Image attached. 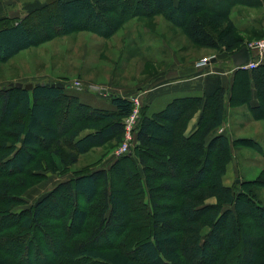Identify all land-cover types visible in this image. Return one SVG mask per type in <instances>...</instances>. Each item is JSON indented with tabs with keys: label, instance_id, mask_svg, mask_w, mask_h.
<instances>
[{
	"label": "trees",
	"instance_id": "1",
	"mask_svg": "<svg viewBox=\"0 0 264 264\" xmlns=\"http://www.w3.org/2000/svg\"><path fill=\"white\" fill-rule=\"evenodd\" d=\"M53 3L61 27L57 34L91 24L106 27L93 30L108 37L133 17L161 14L182 29L197 47L230 57L250 43L238 39L226 14L208 9L206 0H180L177 5L173 0H97L95 3L54 0ZM45 7L35 10L38 13L34 17L40 19ZM38 40L22 21L3 25L0 63L35 46ZM251 57L255 59L252 53ZM233 74L248 73L236 70ZM250 76L264 99V66L251 69ZM203 84L204 103L192 134L185 136L184 131L202 105L200 97L174 99L161 112L149 116L146 107H142L133 129L137 151L132 146L128 153L111 160L107 168L90 171L84 167L21 211L23 230L18 236L11 239L0 236V264H19L16 258L14 262L9 258L5 246L17 243L26 233L42 231L41 244L46 245L48 252L53 241L60 243L61 228L65 230L68 226L77 237L86 224L91 234L86 242L77 237L67 252L52 250L60 254L56 264L75 260L91 264H264V200L255 193V188L264 189V169L255 180L240 183L237 192L223 185L222 177L231 156L230 143L224 135L208 137L223 121L224 92L218 75H206ZM62 101L64 105L67 103L62 114L72 118L67 131H60L55 123ZM111 104L115 111L102 113L76 104L75 98L66 99L64 89L42 85L29 91L9 86L0 89V197L11 198L0 205L3 221L15 217L14 224H18L20 217L11 212V207L21 203L18 197L27 188L44 178L40 171L66 173L91 148H102L110 142L120 145L124 120L131 113L133 103L114 97ZM87 114L99 122L77 127L78 119ZM86 129L94 132L76 140ZM163 168L174 172L173 175L163 172ZM130 181L133 188H123ZM144 196L149 207L143 201L145 213H139L140 223L129 224L133 205ZM208 198H215L216 203L206 205ZM223 205L231 208L223 209ZM44 212L50 216L47 224L42 223L46 221ZM146 218L149 227H143ZM238 218H246L249 224H239ZM45 227L48 233L44 234ZM122 227L126 229L125 236L118 235ZM111 236L115 238L110 239ZM110 242L111 245H105Z\"/></svg>",
	"mask_w": 264,
	"mask_h": 264
},
{
	"label": "crops",
	"instance_id": "2",
	"mask_svg": "<svg viewBox=\"0 0 264 264\" xmlns=\"http://www.w3.org/2000/svg\"><path fill=\"white\" fill-rule=\"evenodd\" d=\"M6 1L3 0V5H7ZM44 1L33 0V5L35 7V5L39 4L40 6L36 7L37 9H41L45 5L43 4L45 3ZM90 1L95 3L97 0ZM179 1L173 0V3L177 5ZM215 4L217 6H214ZM206 5L210 10L226 14V19L230 20L233 24L238 39L243 42L256 40L264 36V0H206ZM6 10L3 8V15H5ZM170 27L172 28V33H169L168 29ZM110 37L113 40H111L112 45L109 46L105 45L104 41L100 40L97 36L94 45L96 49L95 64H98L101 60L103 62L109 60L115 66L112 72V80L109 82L111 85L115 82L113 80L115 78L117 79L116 75L118 73L116 69L127 71L130 68L129 66L135 61L139 63V69L144 71L148 69V73L142 80L130 79L127 81L131 85L128 90H138L142 86L146 88L144 89L145 102H143V105L147 109L148 116L161 112L174 99L186 96H197L201 98L202 105L188 121L184 131L185 136H189L196 130L204 103L203 82L205 76L208 74L220 76L224 92L223 121L219 127L210 133L208 139L215 135L226 136L230 143L231 154L227 165H235L239 166V168L244 166L246 174L254 173L255 177H258L264 169V99L261 93H258L254 88L250 70H243L247 71L248 74L234 76L233 73L236 70L233 68L229 56H225L222 53L219 54L212 49L195 47V45L187 40L182 29L173 26L161 14L133 17L122 24ZM119 40H122L120 44L117 43ZM33 47L21 51L13 58L4 62L3 65L11 69L9 63L15 62L22 67L24 62L21 61L22 64H19L20 61L17 60L18 55ZM84 51L86 53L89 51L87 44L85 45ZM249 55L251 58V53ZM207 57L211 58L208 64L204 66L195 65L201 59ZM212 59L215 61L212 62ZM258 65L264 66V54ZM96 67L98 68V66ZM99 69L103 68L99 67L97 73L101 72ZM153 69L155 72H153ZM49 78L52 80L44 82H64L61 77ZM7 82H21L24 84L35 83L37 81L19 77L8 80ZM101 90L105 89L98 90V98L92 99L90 103H81L89 108H92L94 105L103 107L105 103H109L111 112H114L115 108L111 104V99L114 97H108L109 99L106 102L103 98L105 95L100 93ZM129 96L132 97L133 95ZM124 99L130 101L129 97ZM93 132L90 129L83 130L79 133L76 140ZM17 147H20V143L17 144ZM117 148L112 152L113 158L112 156H108L103 158L99 163H90L86 167H89L90 171H96L102 168L100 167L101 164L110 162L111 158L112 160L117 159L118 156L115 155ZM82 156L77 159L74 165L69 166V171L66 173H58L57 171L51 170L40 171L45 178L44 181L49 180V177L54 175L60 177V179L62 178L41 196L47 195L57 185L69 181L77 171L83 169L85 166L79 169L74 168ZM134 161L138 164L137 158H134ZM227 171L228 168H226L222 181L223 185L228 188H235L234 186H238L240 183L251 181L255 178L245 179L243 177L244 179H241V177H235L233 178L232 184H227L225 181L228 178ZM241 174L244 176L243 172ZM259 199L264 200L263 198ZM215 203V198H208L205 201L206 205H214ZM30 205L27 207L29 208ZM228 208L231 207L229 205H223V209ZM23 210H25V207L20 209V211L11 210V212L15 213Z\"/></svg>",
	"mask_w": 264,
	"mask_h": 264
},
{
	"label": "rangeland",
	"instance_id": "3",
	"mask_svg": "<svg viewBox=\"0 0 264 264\" xmlns=\"http://www.w3.org/2000/svg\"><path fill=\"white\" fill-rule=\"evenodd\" d=\"M53 1L54 0L44 1L45 3L43 4L45 5L43 6V8L46 6L45 7L46 9L41 13L42 17L40 19L39 18L37 19L34 16H36L35 14H37L38 12L35 13L34 11L38 10L36 6H40V5L37 4L34 7L33 0H7L6 1L7 5H3V0H0V27H3V25L8 26L11 24H15L19 21H22L26 25L27 30L29 32L36 34L39 39L37 44L32 49H29L28 51L23 52L20 55H18L17 60L20 61L19 64H22L21 61L24 62L23 66L21 65L22 67L17 65L15 62H11L9 63V65L11 66V69H10L4 66L3 63H0V89H5L6 87H8V85L10 84L9 82H7L8 80L17 79L19 77L37 81L31 84L46 83L44 81L52 80L49 77H53V79L61 77L65 85L66 84L71 85L69 88H66V87L64 88L65 98L68 100L69 98H75L76 104H83L81 102L90 103L92 99L99 97L98 90L105 89L107 94H111L113 97H120V98L129 97V100L131 99L138 100V105L136 107L137 114H136V118H135L134 125H133V127L135 128L140 119L141 110H142L141 108L144 107L143 105L144 104L143 102H145L144 89L146 88L142 86L138 90H135V89L128 90V88L131 85L127 83V81H129L130 79H136L137 81L140 79L142 80L149 70L145 69L144 71V70L139 69V63L135 61L133 64L129 66L130 68L127 71L126 70L120 71L116 69L119 76L116 75L117 79L115 78V80H113V82L114 81L115 82L111 85L109 82L112 80L111 78L113 76L112 72L115 66H113V64L109 60H105L103 62L101 58H100L101 61L98 62V64H95L96 49L94 45L96 43L97 36L99 37L100 40L104 41L105 45H109V46L112 45L111 40L113 39L110 36L103 37L101 31L99 35L97 34V30H93V29H97V28L107 29V28L103 27L102 25L94 26L90 24L84 29L75 30L69 33L57 34L58 32H60L61 27H60V20L54 10ZM214 6H217V5L215 4ZM3 8L7 9L5 15H3ZM32 18L33 20L29 22V19L31 20ZM3 20H4V23H3ZM168 30H169V33L173 32L171 27ZM121 41L122 40H119L117 43L120 44ZM86 44L87 46H89V51L87 53L84 51ZM96 66H98V68L99 67L103 68V69H99L101 70L100 73H97L98 68ZM153 72H155L154 69H153ZM120 73H122V75H120ZM58 82H61V81H58ZM52 83H55V82H52ZM74 83H76V85L78 83L79 85L74 86ZM24 84H28V83H24ZM129 95H133V96L130 97ZM186 97H191V96H186ZM78 98H80L81 101ZM103 98L106 102L109 99L108 96L106 95ZM66 104L64 105V102L62 101V107H60L59 109L58 118L56 119V122H55L57 128L61 129L60 131H67L72 122V118L62 114ZM91 109L102 111V113L111 112V107L109 103L108 104L105 103L103 107H100V106L97 107L94 105ZM97 122H99L98 119H96L93 116H89L87 114L81 117L80 119H78L79 125L77 127H82L85 125H92L93 123H97ZM124 140H125V134L123 133V138L119 144H122ZM114 146L115 144L110 142L106 144L105 146H103L102 148L101 147L91 148L88 153H86L80 158L79 163L75 165L74 168L79 169L84 166L85 167L88 166V164L90 163H95V162L97 163L98 159H100L104 155H105L104 158L108 156L109 157L112 156V152H114V150L119 145L115 147ZM137 146L138 144L134 140V136H133L132 140L129 143V148L132 147L133 149H136L135 151H137ZM130 150L128 149L126 153H128ZM116 156L119 157L121 155H116ZM112 158L110 159V162ZM110 162H107V164L106 163L101 164L100 167L107 168ZM226 168H228V171H227L228 178L225 180L227 184H232L233 178L235 177H241V179H244L243 177H245V179H252L255 177L254 173L246 174L244 166H242V168H239V166L227 165L225 167V171H226ZM1 170L2 168H0V172ZM140 170H141V167L139 166V171ZM254 171H255V168H254ZM163 172L171 176L174 173L172 171L166 172L165 169L163 170ZM242 172L244 173V176L243 174H241ZM3 178L5 177L3 176ZM61 179L60 177H56V175H54V176L49 177V180L44 181L45 178H43L35 182L36 184L34 183L33 186L26 189L18 197L19 201L21 200V203L13 204V206L11 207V210L20 211V209L24 207L25 209L28 208L27 206H29L30 204L33 205L34 203H36L37 201L45 197L46 195L44 196H41V195L44 194L46 191H48L50 188H52L54 185H56V183L60 181ZM255 179L256 177L253 180ZM38 184H40V186H38ZM124 187H126L127 190L132 189L133 181H130L129 184L125 183V186L123 184V188ZM255 189H257L255 193H257L258 198L264 199V192H263L264 190L258 189V188H255ZM234 191L236 192L239 191V188L236 186ZM9 200H11L10 197H6V198L0 197V205L5 204ZM139 201L140 202L136 201V203L138 202L141 205L140 207L138 203L137 205L136 203L134 205L132 204L134 208V212H132V214L130 215L129 224L135 225V224L140 223L138 221L139 213L141 214L145 213L142 210V207H144L143 201L147 204L146 207H149V200L146 196L142 197V199H140ZM19 213L20 212H15V216L20 217V218L18 220V224H14L15 217L13 218L10 217L3 221V207L2 209H0V236H5L6 238L11 239L14 236H18L19 232L23 230L20 224L23 216H19ZM44 214H45L44 219L46 221L43 220L42 223L47 224V221L49 222L51 221L50 216L47 214V212H44ZM7 215H9V213ZM131 216L133 219L131 218ZM9 219H12V220L8 221ZM260 220L262 221L261 218ZM147 221H148L147 218L143 219V223H144L143 227L148 226V224H145ZM64 222L66 221H63V223ZM238 223L239 224H249V220H247L246 218H238ZM9 227H12V229L7 230ZM4 229L6 231L3 233ZM81 231H82L80 232L81 235L77 237L82 238V240L86 242L88 240L89 235H91L89 233L90 231L89 224H86V226ZM43 232L44 234L48 233V230H46V227L43 228ZM118 233H119L118 235L120 236H125L124 234L126 233V229L122 227L120 230H118ZM74 234L72 235L71 229L68 230V226L65 227V230L61 228L59 231V238H58L60 243L53 241L52 246L50 247L48 246V252H47L46 245L42 246L41 244L44 242V239H43L44 235H42V231H38L35 229L30 233L24 234L21 238L19 237L18 238L19 241L17 243L9 245V246L6 245L5 249H7L8 251L7 254L10 256L9 258L13 262L16 261L17 259L19 264H56L58 263L60 254L55 253L52 250L53 249L57 250L60 253L67 252L68 249L72 246L73 240L77 238ZM113 237L111 236L110 239H113ZM111 243L112 242H110L109 244L107 243L105 245H111ZM96 244L99 245L101 244V242H97ZM1 245H2V242L0 243V247ZM101 245H104V244H101ZM62 260L64 261V259ZM62 260H60L59 263H61ZM65 264H67V262ZM68 264H91V263L85 260L83 261L75 260L74 262H70ZM221 264H224V263L222 262Z\"/></svg>",
	"mask_w": 264,
	"mask_h": 264
},
{
	"label": "built area",
	"instance_id": "4",
	"mask_svg": "<svg viewBox=\"0 0 264 264\" xmlns=\"http://www.w3.org/2000/svg\"><path fill=\"white\" fill-rule=\"evenodd\" d=\"M248 51H250L255 59H252V57L249 59V62L245 65H242L235 69H241V70H251L255 68L259 62L261 57L264 54V37L255 41H252L248 43L246 46ZM210 58H203L199 62H197L196 66H204L209 63ZM77 85H79L77 83ZM76 83H74V86H77ZM133 103V108L129 116H127L124 120V134H125V140L122 142V144L119 145L117 150L115 151V155H123L125 154L129 149V143L133 138V125L137 114V105L138 100L137 99H131L130 100Z\"/></svg>",
	"mask_w": 264,
	"mask_h": 264
},
{
	"label": "water",
	"instance_id": "5",
	"mask_svg": "<svg viewBox=\"0 0 264 264\" xmlns=\"http://www.w3.org/2000/svg\"><path fill=\"white\" fill-rule=\"evenodd\" d=\"M230 59L232 62V66L234 68H238L242 65H245L249 62V52L246 46L241 47L238 51L234 52L233 54L230 55ZM212 62H214L215 60L212 59ZM47 86V87H51V88H58V89H63L64 88V84L62 82H55V83H36V84H23L21 82H15V83H10L8 86L9 87H15V88H19V89H24V90H31L34 86ZM101 94H105L108 97H111V94H107V92L105 90H101L100 91Z\"/></svg>",
	"mask_w": 264,
	"mask_h": 264
}]
</instances>
